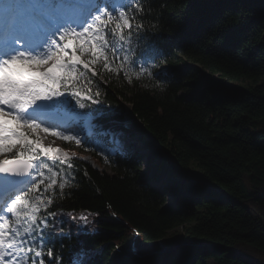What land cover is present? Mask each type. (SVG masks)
I'll use <instances>...</instances> for the list:
<instances>
[{
	"label": "trees",
	"instance_id": "1",
	"mask_svg": "<svg viewBox=\"0 0 264 264\" xmlns=\"http://www.w3.org/2000/svg\"><path fill=\"white\" fill-rule=\"evenodd\" d=\"M150 7L146 34L133 33L129 55L153 75L129 83L97 66L101 104L80 109L66 96L95 125L77 147L108 170L78 154L65 162L74 179L49 209L56 216L48 247L62 264L82 249L86 264H154L130 243L160 241L180 228L157 264H264V0H150ZM165 64L178 78H165ZM101 107L111 112L93 116ZM112 131L154 146L138 154L131 141L127 155L111 154ZM143 161L148 176L139 174ZM81 213L92 222L88 235L67 224L66 215ZM119 244L127 253L114 252Z\"/></svg>",
	"mask_w": 264,
	"mask_h": 264
},
{
	"label": "snow or ice",
	"instance_id": "2",
	"mask_svg": "<svg viewBox=\"0 0 264 264\" xmlns=\"http://www.w3.org/2000/svg\"><path fill=\"white\" fill-rule=\"evenodd\" d=\"M11 7L14 14L0 38V264H62L48 247L54 239L50 218L56 216L49 209L65 195L74 179L67 170L74 166L67 163L66 170L61 149L30 136L66 111L62 97L71 96L80 109L88 102L101 104L97 66L129 83L133 75H153L143 66L137 70L129 55L133 33L138 39L146 34L150 0H13ZM231 38L225 35L226 41ZM165 71V78L180 75ZM110 112L101 107L93 116ZM53 135L80 142L62 132ZM79 220L88 223L85 215ZM77 230L88 235L79 223ZM76 255L73 264H86L88 252Z\"/></svg>",
	"mask_w": 264,
	"mask_h": 264
},
{
	"label": "rangeland",
	"instance_id": "3",
	"mask_svg": "<svg viewBox=\"0 0 264 264\" xmlns=\"http://www.w3.org/2000/svg\"><path fill=\"white\" fill-rule=\"evenodd\" d=\"M161 70H171L169 69V67L165 64L162 65ZM23 71H27V69H21ZM167 72V71H165ZM66 108V106H65ZM67 114V113H66ZM64 122L69 123L67 126H62L60 128V132L64 133L65 135H72V136H77L79 138V140L81 139V134L79 131V128L76 126L75 123H71L72 119H77L82 117L83 121L82 124L84 125V127H86L88 129V131H90V125L92 124V119L90 116L88 115H79V114H73V115H64ZM49 126V128L53 131L56 132L55 128L53 127L54 124H47ZM63 129H66V131H63ZM110 136H111V144H112V140H114L115 142V146L112 144L110 146V150L113 151H118V150H124L126 149V152H128L130 150V146H131V141H135L136 145L135 148L138 150V154H144L145 152H148L150 149L153 148V144H150L147 142V139H140V138H130L128 135H126L125 133L122 132H116V131H112L110 132ZM36 139L38 138L40 143L44 146V147H54V148H59L61 149V153L58 154V157L61 159H65V162L67 160H70L71 158H73V154H78L79 158H82L83 160L87 161L91 166H93L94 168L100 169V170H108L107 167H104L101 164L96 163L91 157L90 154L87 152H84L82 150H80L77 147V144H75L74 147H70L67 143L69 141H65L64 139H62L59 136L56 135H52L49 133V131H45L43 129V127L36 129L35 132L33 133L32 136H30V139ZM118 143L121 144V147H118ZM118 149V150H117ZM134 149V148H133ZM67 154V157L65 158L64 154ZM3 158V157H0ZM139 174L144 175V176H148L149 174V168L147 167L146 162H142L141 165V170L139 171ZM183 179L188 180V181H199L200 180V175L196 172H183L181 171V175H180ZM166 178V177H165ZM165 206H169L172 202V195H171V191L167 190V194H166V200H165ZM81 215H85L83 213L81 214H75V215H66L67 221H68V225L71 227L76 226L77 223H79V225L83 226L84 228H89L92 229V222L90 217H88L87 215V221L88 223H85L84 221H80L79 217ZM75 217V219H73ZM180 228L177 229H172L168 232L167 236L160 240V241H155V242H150V243H145V242H135V246L133 244V247L135 248L136 252H140L141 253V257H151L153 256L154 258V264H157V260L158 257L161 255L162 251L160 249H163L166 246H169L171 243H173L177 237H179L180 235ZM134 243V242H133ZM127 245L126 244H119L114 252H119V253H127ZM148 255V256H147ZM153 264V263H152Z\"/></svg>",
	"mask_w": 264,
	"mask_h": 264
},
{
	"label": "water",
	"instance_id": "4",
	"mask_svg": "<svg viewBox=\"0 0 264 264\" xmlns=\"http://www.w3.org/2000/svg\"><path fill=\"white\" fill-rule=\"evenodd\" d=\"M160 250L164 252V251L166 250V248H163V249H160ZM147 256H148V255H147Z\"/></svg>",
	"mask_w": 264,
	"mask_h": 264
}]
</instances>
